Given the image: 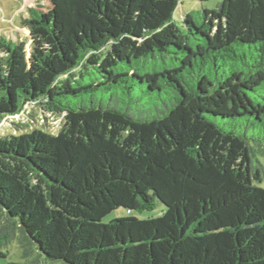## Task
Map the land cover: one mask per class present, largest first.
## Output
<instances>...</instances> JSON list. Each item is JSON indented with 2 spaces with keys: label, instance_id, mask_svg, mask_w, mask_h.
Listing matches in <instances>:
<instances>
[{
  "label": "trees",
  "instance_id": "16d2710c",
  "mask_svg": "<svg viewBox=\"0 0 264 264\" xmlns=\"http://www.w3.org/2000/svg\"><path fill=\"white\" fill-rule=\"evenodd\" d=\"M181 1L48 0L30 50L0 34V259L264 264V0Z\"/></svg>",
  "mask_w": 264,
  "mask_h": 264
},
{
  "label": "rangeland",
  "instance_id": "374dc122",
  "mask_svg": "<svg viewBox=\"0 0 264 264\" xmlns=\"http://www.w3.org/2000/svg\"><path fill=\"white\" fill-rule=\"evenodd\" d=\"M222 0H182L176 10V20L183 21L186 19L187 13L195 10H204V9H214L217 4ZM50 5L48 0H0V34L4 35L6 38L11 41H26V48L30 50L31 41H30V30L36 26L37 21L30 16L28 13L29 8L35 9L37 12L42 11L43 13L47 12ZM137 96H141V93L137 91ZM135 105L134 111L136 112L139 108L145 114L149 110L143 106L137 107ZM31 111L34 115L36 122H31L34 127L44 126L49 132H57L63 125V119L61 118H52L50 116L40 117L36 108L32 107ZM28 131L27 129H25ZM23 133V131H14L12 127L8 126L1 129L0 136L4 135H18ZM164 207L161 205L156 206L155 209L151 211L144 212H127L124 209H117L103 218L102 222L105 224L110 223L112 220L121 219L125 217H133L140 220L153 219L162 216L164 212ZM21 248L17 242L12 243L8 248V258L0 259V264H9V263H23L21 256ZM39 264H51L48 262L40 261ZM58 264V263H55Z\"/></svg>",
  "mask_w": 264,
  "mask_h": 264
}]
</instances>
